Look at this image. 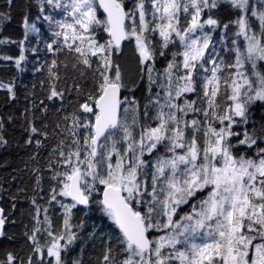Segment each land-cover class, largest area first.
I'll return each instance as SVG.
<instances>
[{
    "label": "snow or ice",
    "instance_id": "snow-or-ice-1",
    "mask_svg": "<svg viewBox=\"0 0 264 264\" xmlns=\"http://www.w3.org/2000/svg\"><path fill=\"white\" fill-rule=\"evenodd\" d=\"M47 2L51 5L54 0ZM147 3L151 5V12L146 8V0H137L128 10L123 0H71L70 5L63 6L71 19L55 22L60 30L53 35L58 39L48 44V50L67 48L89 69L93 65L90 57L99 56L95 72L100 77L98 95H89L91 103L80 105L83 113L88 114L84 117L86 122L82 123L80 117L73 118V135L78 128L86 130V134L81 133L83 144L77 138L67 153L59 151L66 171L56 172L52 177L61 188L59 192L53 188L55 194L51 199L55 201L59 195L72 201L71 204L58 201L66 213L63 226L69 229L72 209L88 205L93 193H101L102 198L97 202L119 230L118 243L123 245L120 251L124 254L122 260L116 261L106 253L103 257L106 264H174L176 261L179 264H264V124L258 132L255 124L251 133L248 129L242 133L234 131V126L248 124L252 104L264 102V64L261 63L264 62V0H147ZM222 3L230 4L240 13L234 21L239 29L235 35L242 36L245 45L243 49L240 46L233 49L234 63H225L222 57L217 61L219 53L215 48L209 51L212 36L204 31L206 27L215 31L221 26L210 13ZM54 6L62 7L58 0ZM98 9L106 14L103 21L98 18ZM206 12L208 16L204 19ZM249 14L259 21V35L252 32ZM149 15L151 21L147 18ZM153 21L158 22L153 24ZM101 25L110 37L104 43L94 35L96 27ZM24 27L37 30L35 24L28 23L27 17ZM228 27L229 24L223 25L224 29ZM157 32L161 38V57L169 55L165 50L170 45L178 43L182 48V51L170 52L172 59L159 76V83L152 75L154 67L148 63L154 62L156 51L146 35ZM133 38L140 63L145 65L143 71L147 74L149 91L155 85L165 92L163 103H160V92L156 93L155 100L150 99V103L158 105L154 117L158 125L144 126L138 139L121 119V105L127 98L121 100V71L112 62L113 52L120 49L123 41ZM24 60L21 54L15 61L16 66ZM208 64L212 67H207ZM56 67L57 62L53 60L49 74L58 79L53 71ZM225 69L235 71L221 75ZM113 71L114 75H110ZM222 85L231 103L220 114L218 98ZM0 88H6L15 98L14 85L0 83ZM188 93L197 94V99H185L182 105L176 102ZM54 97L63 98L55 86L49 99ZM128 110L124 107L123 112L126 114ZM189 113L202 114L204 120H186ZM31 132L36 133L37 129L32 127ZM121 132L123 136L119 137ZM233 138H239L235 144ZM121 140L126 144L123 151L117 147ZM0 142L6 143L3 136ZM237 144L249 149L255 146V155L241 154ZM161 145L172 155L157 157L149 185L148 173L143 170L151 164L143 157ZM205 190L206 197L190 205L192 213L174 220L180 205L188 204L198 192ZM44 212V222L50 228L47 209ZM39 213L37 208V223H40ZM157 216L163 219H155ZM5 222L0 209V235ZM168 229L171 231H165ZM40 231L39 227L35 228L29 237L36 245V253H42L36 235ZM153 232L164 234L153 236ZM47 235L53 237L46 250V255L53 258L48 264H62L59 240L64 237H55L51 231ZM75 239V234H70L67 243L72 244ZM111 251L110 248L108 252ZM15 259L8 254L0 264H14Z\"/></svg>",
    "mask_w": 264,
    "mask_h": 264
},
{
    "label": "trees",
    "instance_id": "trees-1",
    "mask_svg": "<svg viewBox=\"0 0 264 264\" xmlns=\"http://www.w3.org/2000/svg\"><path fill=\"white\" fill-rule=\"evenodd\" d=\"M135 1L123 0L126 10L131 9ZM56 2L57 0H54L50 5L47 0H12L9 4L8 0H0V14H3L0 15V83L14 85L15 92L13 98L6 88H0V124L3 125L0 127V136L6 141L0 142V206L4 209L6 217L3 235L0 238V261H6L7 255L12 254L16 258L14 264H29L30 259L32 264H48L35 252L36 245L29 239L35 228H43L45 225V209L48 220L53 219L55 227L61 226L65 233L67 230L68 237L70 234L76 236L72 244L67 243L68 238L63 239V246L66 247L62 246V264H106L103 260L106 253L110 259L115 257L116 261H120L124 258L120 251L123 245L118 243L121 234L97 202L101 199L100 193L94 194L88 205H77L73 209L69 229L64 228L65 217L58 214L59 208L53 205L51 199L54 194L53 188L56 190L61 188L58 181L52 179L53 175L66 171L60 162L63 158L59 156V151L67 153L72 141L77 138L83 144L81 133L86 134V130L78 128L73 135V118L80 117L81 122H84V117L88 114L83 113L80 105L90 102L89 95H98L97 85L100 80L99 73L95 72L99 56L90 57L93 65L89 69L79 63L76 54L69 52L67 48L56 52L48 50V44L58 39L53 35L55 31L60 30L55 22L65 20L68 13L63 7L64 0H58L61 8L54 6ZM146 8L151 12V5L147 0ZM210 14L221 26L215 31L208 27L206 29L213 41L209 51L215 48L219 53L216 57L218 62L222 57L225 63H234L233 49L236 46L243 49L245 45L244 38L235 35L239 29L234 21L238 19L240 13L230 4L222 3ZM46 16L50 19H45ZM207 16L206 12L204 19H207ZM26 17L30 25H36V31L25 29ZM98 18L102 21L106 18L99 9ZM147 18L152 20L151 15ZM181 21L183 24V14ZM230 21L233 23H229ZM154 23L156 21H153ZM224 24H229V27L224 29ZM94 35L101 43L110 39L103 31L102 25L96 27ZM146 35L150 37L155 48L154 62L158 69L166 67L167 62L172 59L171 51H181L178 43L170 45L169 49L165 50L169 55L161 57L159 55L161 38L158 32ZM59 43L63 47L62 38H59ZM53 47L56 48L57 45ZM21 54L25 56V60L17 67L15 61ZM177 59L180 60L181 57ZM53 60L57 62V67L53 71L58 79L49 74ZM112 62L120 67L122 85L127 89H133L130 93L138 99L141 113L143 104L149 97V90L146 73L143 71L145 65L140 63L138 51L128 47L125 41L118 51L113 52ZM229 71L235 70L225 69L221 75H227ZM53 86L58 92L63 93V98L49 99ZM198 92L202 96L200 89ZM187 99H197V94L189 93ZM218 103L221 105L218 111L223 114L230 104L225 97L223 85ZM194 114H197L201 121L204 120L202 114ZM262 117L264 102L257 101L250 106L248 124H238L234 126V131L242 133L248 129L251 133L252 125L255 124L258 132L260 126L264 124ZM89 118L93 119L90 116ZM212 123L214 126L217 125L216 121ZM32 127L37 129L36 133L31 132ZM237 139L239 138H233L234 144ZM236 147L241 154L255 155V146L249 149L246 145L237 144ZM201 196L202 192H199L197 198ZM37 208L40 209V223L36 220ZM187 210L185 206L177 212L184 213ZM39 234L40 232L36 233L40 244ZM110 248L112 251L109 253ZM42 255L44 257V253Z\"/></svg>",
    "mask_w": 264,
    "mask_h": 264
},
{
    "label": "rangeland",
    "instance_id": "rangeland-1",
    "mask_svg": "<svg viewBox=\"0 0 264 264\" xmlns=\"http://www.w3.org/2000/svg\"><path fill=\"white\" fill-rule=\"evenodd\" d=\"M137 2V0L135 1V3ZM64 4L65 5H70L71 4V0H64ZM68 11H70V8L68 9ZM250 17V16H249ZM71 18L68 16V13L66 14L65 20H70ZM137 21H138V17H137ZM158 22V21H156ZM250 23L252 24V32H255L257 35L260 34L259 31V21L256 20L255 17H250ZM207 27L204 29V31H206ZM208 32V31H206ZM252 32H250L249 34H252ZM126 45H128V47H131L132 50L134 51H138L137 47H136V43H135V39H129L126 40ZM182 51V48H181ZM182 59V58H181ZM149 64H151L155 71L152 73L153 77L157 79L158 83H159V76L163 74V71L165 69V67L163 69H158L155 66V62H148ZM207 67L211 68L212 65L208 64ZM112 75H114V72L112 73ZM146 78H147V74H146ZM147 82H148V90H149V81L147 78ZM122 88L124 89V85L122 86ZM125 90V89H124ZM133 90V89H131ZM160 92V103L164 102V96H165V92L163 89L158 88L157 86L153 85L151 86V91H149V97L148 99L146 98V101L143 104L142 107V112L140 113V104L138 99L134 96V95H128V96H124L122 97V101L125 100V98H127V101L121 105V119L125 120L127 125L129 126L130 130L133 132L134 137H136L137 139L139 138V135L143 129L144 126H151V127H156L159 123L158 120L154 119V117L156 116L157 112H158V105L154 104V103H150V99L151 100H155L156 99V93ZM189 94V93H188ZM187 99V94H185L184 97H181L180 100L176 101L179 104H183V101ZM91 102V101H90ZM89 102V103H90ZM134 102V103H133ZM231 103V101H230ZM147 106V108H146ZM124 107H128V112L125 114L123 112ZM145 111H147V115H145ZM165 111L167 112L168 109H165ZM88 116V115H86ZM192 118H196L199 119V117L197 116V114L194 113H189L187 117H185L186 120H191ZM90 119V118H89ZM135 119L136 123H133V120ZM200 120V119H199ZM84 122H86L84 120ZM199 135V134H198ZM123 133H119V137H122ZM200 142V141H198ZM117 147L121 149V151H123L124 148H126V144L121 140L120 143L117 144ZM177 152H182V150L177 149ZM172 155V153L167 152L166 149L161 145L158 146L157 150H154L152 154H147L145 153L143 159L145 161H147L149 164H151V167H146L143 172L148 173V183L149 185L151 184V174L155 172V162L157 157H170ZM115 159V157H114ZM183 167V166H181ZM60 188H57L56 192H59ZM150 190V188H149ZM199 193V192H198ZM197 193V195H198ZM55 194V193H54ZM94 194H98V193H93ZM101 194V193H100ZM207 194V190L206 192H202V196L200 198L206 197ZM92 195V196H93ZM161 198H163V196L161 195ZM70 198H66V197H60L59 195L56 196V200L52 201L53 205L58 207V214L61 216H66L65 210L64 208H62L60 206V203H58V201H62L64 204H71L72 202L69 201ZM194 204H198V198L193 197L192 199L189 200L188 204H182L180 205V207L178 208L177 211H179L181 208H184L185 206L189 207V210L186 214H190L193 212V208L190 205H194ZM73 211V209H72ZM186 214H181L179 212H177V215L174 217V220L180 219L181 217H183ZM155 219L157 220H162L163 218L160 216L155 217ZM51 222V227L49 228L48 223H45V225L43 226V228H40V234H39V239H40V246L42 247V253H44V257H43V262L48 263L49 261H52L53 258L48 257L46 255V250L47 247H49L53 241V237L48 236L47 232L51 231L53 233V236L55 237H59V236H63L64 239L67 240L68 238V234H67V230L66 233L64 231V229L61 228V226L55 227L53 225V219L49 220ZM181 223H186V221H181ZM165 231H171V229L165 230ZM164 232H153V236H159V235H163ZM182 239V238H181ZM62 240H59V243L63 246L64 244L62 243ZM197 242H200L199 239H197ZM259 242V241H257ZM178 248H181V245L177 246ZM165 251H170L169 249H166ZM42 253H38L39 256H42ZM174 264H179L178 261L174 262Z\"/></svg>",
    "mask_w": 264,
    "mask_h": 264
},
{
    "label": "flooded vegetation",
    "instance_id": "flooded-vegetation-1",
    "mask_svg": "<svg viewBox=\"0 0 264 264\" xmlns=\"http://www.w3.org/2000/svg\"><path fill=\"white\" fill-rule=\"evenodd\" d=\"M124 89H125V90H124V92H125L124 96L134 95V94L130 93V92L132 91L131 88L127 89V88L124 87ZM134 96H135V95H134ZM187 208H188V210H189V207H188V206H187ZM181 209H182V208H181ZM181 209H180V210H181ZM180 210H179V211H180ZM188 210H187L186 212H184V213H181V214H186V213L188 212Z\"/></svg>",
    "mask_w": 264,
    "mask_h": 264
},
{
    "label": "water",
    "instance_id": "water-1",
    "mask_svg": "<svg viewBox=\"0 0 264 264\" xmlns=\"http://www.w3.org/2000/svg\"><path fill=\"white\" fill-rule=\"evenodd\" d=\"M97 2H98V0H97ZM101 10V13L103 14V15H105L106 16V14H104L103 13V10L102 9H100ZM123 43V42H122ZM122 88H121V90H120V97L122 98ZM101 198H102V194H101ZM0 209H3L1 206H0ZM3 214H4V209H3ZM4 229V228H3ZM3 231V230H2ZM0 238H1V235H0Z\"/></svg>",
    "mask_w": 264,
    "mask_h": 264
}]
</instances>
